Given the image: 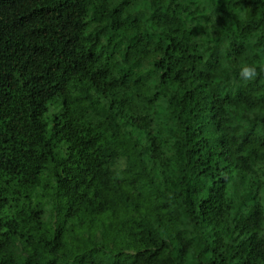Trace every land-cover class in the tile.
I'll use <instances>...</instances> for the list:
<instances>
[{
    "label": "trees",
    "instance_id": "16d2710c",
    "mask_svg": "<svg viewBox=\"0 0 264 264\" xmlns=\"http://www.w3.org/2000/svg\"><path fill=\"white\" fill-rule=\"evenodd\" d=\"M0 264H264V0H0Z\"/></svg>",
    "mask_w": 264,
    "mask_h": 264
},
{
    "label": "clouds",
    "instance_id": "9594fccd",
    "mask_svg": "<svg viewBox=\"0 0 264 264\" xmlns=\"http://www.w3.org/2000/svg\"><path fill=\"white\" fill-rule=\"evenodd\" d=\"M241 75L245 78V79H251L252 76L255 75V69L251 66H247L245 65L242 69H241Z\"/></svg>",
    "mask_w": 264,
    "mask_h": 264
}]
</instances>
